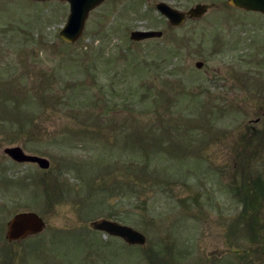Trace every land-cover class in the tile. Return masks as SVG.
<instances>
[{
    "label": "rangeland",
    "instance_id": "374dc122",
    "mask_svg": "<svg viewBox=\"0 0 264 264\" xmlns=\"http://www.w3.org/2000/svg\"><path fill=\"white\" fill-rule=\"evenodd\" d=\"M160 1L208 8L170 25ZM68 10L0 0V264H264V200L252 239L236 188L249 186L246 164L264 172V22L225 0H103L66 42ZM134 134L157 142L147 179L159 181L136 198L98 191L103 174L134 182ZM10 146L49 167L12 160ZM24 211L45 228L6 240ZM101 219L145 244L93 229Z\"/></svg>",
    "mask_w": 264,
    "mask_h": 264
},
{
    "label": "water",
    "instance_id": "95a60500",
    "mask_svg": "<svg viewBox=\"0 0 264 264\" xmlns=\"http://www.w3.org/2000/svg\"><path fill=\"white\" fill-rule=\"evenodd\" d=\"M69 2V14L65 25L60 31L62 39L68 42H74L82 33L85 19L88 12L101 3L103 0H67ZM230 4L242 7L246 10L259 11L264 14V0H230ZM157 9L163 14L170 25H179L184 21L185 14L190 17L199 18L206 11V4L198 3L191 7L186 13L180 12L169 5L160 2L156 5ZM161 31L157 30H135L131 32L130 37L140 40L148 37H157ZM202 64L198 62L196 66ZM264 128V122H263ZM4 153L12 160L17 162L36 163L40 168L47 169L49 160L45 157L27 154L19 146H10L4 148ZM92 228L103 231L108 235L122 238L128 244L143 245L146 242L145 236L136 229L120 224L110 219H101L92 222ZM45 228V222L35 212L24 211L15 214L5 225V238L8 241H19L29 235L37 234Z\"/></svg>",
    "mask_w": 264,
    "mask_h": 264
},
{
    "label": "trees",
    "instance_id": "16d2710c",
    "mask_svg": "<svg viewBox=\"0 0 264 264\" xmlns=\"http://www.w3.org/2000/svg\"><path fill=\"white\" fill-rule=\"evenodd\" d=\"M5 100H8V98H5ZM10 101V100H9ZM134 133V132H133ZM146 141V138L145 137H141V136H136L134 134V143L138 145L137 148L139 149H143V150H140V152L142 153V157L139 158V159H134L132 161V164H131V170L132 172H135L133 175V180L134 182H131L127 179H125L126 177V174L128 173H124L122 174L123 175V179L122 180H119V179H116L115 176H112V174L110 175H107V174H103L102 176L103 177H108L107 180H105L103 183H101L98 187V191H108V194H116V193H123V191H125V189L127 188L128 189V194H129V197L130 198H136L137 195H140L142 193L145 192L144 189H141V187H138L139 184H143L146 183V182H149V181H159V175L157 174V177L159 179H156V178H153L151 180H148L147 178L149 177V174H151L152 171L149 170V152L150 151H147L148 149V146L149 145H153L155 147V149H153L152 152L154 153H157L158 152V146H157V142H149L145 145V147H143L142 143ZM246 143V141H244ZM250 143V142H249ZM248 165L246 164L244 166V174L241 178H245V177H249V186L247 185H244V184H238L236 185V188L240 185V186H243L246 188L245 191L242 192V195H241V201L243 203V208L240 212V216L241 217H246L245 220H251V223L249 224L248 222H246V224L251 227H253L254 229V234H251L253 235L252 236V239H254V236L257 232V228H256V225L258 223V220L259 216L258 213H259V209L261 208V203H263V200H264V172H262V169H255L254 167H252V170L249 169ZM247 168V169H246ZM246 172V173H245ZM166 181H164L163 183H165ZM159 183V182H157ZM162 183V184H163ZM110 184H113V185H110ZM237 194H240V191H236ZM141 202H143L141 200ZM250 213V214H247L246 216V213ZM261 212V210H260ZM249 215V216H248ZM255 216V217H252V216Z\"/></svg>",
    "mask_w": 264,
    "mask_h": 264
},
{
    "label": "flooded vegetation",
    "instance_id": "af4514ba",
    "mask_svg": "<svg viewBox=\"0 0 264 264\" xmlns=\"http://www.w3.org/2000/svg\"><path fill=\"white\" fill-rule=\"evenodd\" d=\"M226 1V3L229 5V7H230V10L232 9H240L241 11H250V12H254L257 16H258V18H259V20L261 21H263L264 22V14L263 13H260V12H255V11H251V10H246V9H244V8H242V7H236V6H233L232 4H230V0H225ZM190 8V7H189ZM187 11V10H186ZM186 11H184V10H181V12H186ZM206 14V13H205ZM187 15H185V18H184V20H186L187 19ZM202 17V16H201ZM188 18H190L191 19V17H188ZM229 19V18H228ZM229 46V45H228ZM264 116V115H263ZM262 135H263V133H262ZM264 136V135H263Z\"/></svg>",
    "mask_w": 264,
    "mask_h": 264
}]
</instances>
